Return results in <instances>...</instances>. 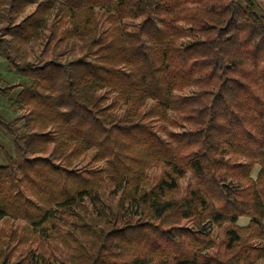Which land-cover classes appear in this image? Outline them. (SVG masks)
<instances>
[{"label": "trees", "instance_id": "trees-1", "mask_svg": "<svg viewBox=\"0 0 264 264\" xmlns=\"http://www.w3.org/2000/svg\"><path fill=\"white\" fill-rule=\"evenodd\" d=\"M0 25L24 79L4 92L24 115L0 113V219L43 239L63 220L64 264L264 261L260 0H0ZM19 238L0 264H57L14 260Z\"/></svg>", "mask_w": 264, "mask_h": 264}, {"label": "rangeland", "instance_id": "rangeland-1", "mask_svg": "<svg viewBox=\"0 0 264 264\" xmlns=\"http://www.w3.org/2000/svg\"><path fill=\"white\" fill-rule=\"evenodd\" d=\"M260 2L264 5V0H260ZM37 5H30L27 7L22 15L19 17V21L23 19L25 16L29 15L32 11L35 10ZM18 21V22H19ZM6 24V23H5ZM4 26V23H2ZM0 25V28L2 27ZM35 47L34 56L40 55L41 46L35 45V43H31V48ZM16 70L9 62L0 55V113L5 115L7 118L12 119L17 116H23L24 111L17 109V111L13 110L11 106L14 103V99L16 98L15 93H10V97L5 96V91L8 90L10 86L20 85L23 82V78L16 74ZM1 131V130H0ZM1 136H5L2 132H0ZM6 137V136H5ZM85 162L81 161V165L83 166ZM102 165V164H99ZM98 165V166H99ZM260 170V166H256L253 171V176L256 178L258 172ZM152 175L159 174L160 171L157 168L151 170ZM195 183V179L193 178L192 173H189L188 176L181 180V187L179 190V195L183 194L188 190L190 185ZM70 220H73L70 218ZM240 226H248L250 224L249 217H243L239 221ZM186 225V224H185ZM193 226V224H189ZM28 222L25 220H9V219H0V250L2 243L4 240H7L10 235V231L12 229L18 231V235L20 236L18 243L27 241L23 244L16 243V246L13 249V259L14 260H22L24 257L28 256L30 252H35L37 254L44 255L46 258H49V261L64 264L63 261H67L70 258L72 248L76 247V242L73 238H69V243H65L60 237L61 233L67 232L68 227H65V222L63 220H59V224L51 233L54 237L51 239H43L38 234L33 231H29L30 229L27 227ZM227 224L217 225L213 227V238L217 242H221L224 239V229ZM80 239V238H79ZM73 252V251H72ZM1 261V258H0ZM70 264V261H69ZM264 264V261L261 262Z\"/></svg>", "mask_w": 264, "mask_h": 264}]
</instances>
